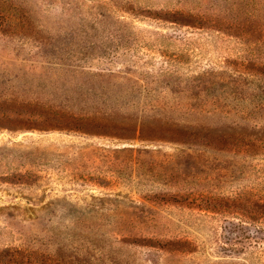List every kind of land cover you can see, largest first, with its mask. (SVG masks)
Segmentation results:
<instances>
[{"label": "rangeland", "instance_id": "1", "mask_svg": "<svg viewBox=\"0 0 264 264\" xmlns=\"http://www.w3.org/2000/svg\"><path fill=\"white\" fill-rule=\"evenodd\" d=\"M0 264H264V0H0Z\"/></svg>", "mask_w": 264, "mask_h": 264}]
</instances>
